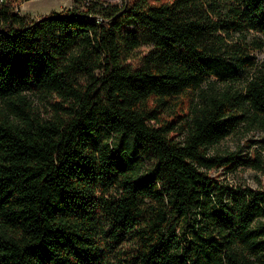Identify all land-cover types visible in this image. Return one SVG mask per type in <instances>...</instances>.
Returning <instances> with one entry per match:
<instances>
[{
	"label": "trees",
	"instance_id": "obj_1",
	"mask_svg": "<svg viewBox=\"0 0 264 264\" xmlns=\"http://www.w3.org/2000/svg\"><path fill=\"white\" fill-rule=\"evenodd\" d=\"M23 1H0V264H264V191L209 154L264 130L242 46L263 47L264 0Z\"/></svg>",
	"mask_w": 264,
	"mask_h": 264
},
{
	"label": "rangeland",
	"instance_id": "obj_2",
	"mask_svg": "<svg viewBox=\"0 0 264 264\" xmlns=\"http://www.w3.org/2000/svg\"><path fill=\"white\" fill-rule=\"evenodd\" d=\"M123 1L124 0H105V2L109 4L119 5H121ZM78 5H75L73 0H26L15 8V12L32 19H38L52 12L59 13L72 10L78 7ZM262 43L263 47L256 50H252L251 46L239 44L243 47H247L248 52H250V54L255 57V61L260 64L264 61V40ZM150 49H152L151 45L143 46L139 49L137 57L145 56ZM136 62L137 60L131 63L136 65ZM248 75V73H241L238 81L232 85L236 88L242 87ZM222 86V84H216V87ZM36 102L42 110H45L43 102L39 100H36ZM231 153L236 156L237 163L232 166L212 170L210 171V176L220 183L234 189L246 187L253 190L264 191V130L250 127L247 124H241L233 134L209 148L210 156L220 155L227 157ZM114 194H116L114 189H111L107 193L100 192V195L104 198ZM106 244L112 246L109 242H106ZM118 250L126 249L123 246H119L115 248L111 254L116 255ZM122 259L126 258L122 257ZM112 261L116 262V259L112 258Z\"/></svg>",
	"mask_w": 264,
	"mask_h": 264
},
{
	"label": "built area",
	"instance_id": "obj_3",
	"mask_svg": "<svg viewBox=\"0 0 264 264\" xmlns=\"http://www.w3.org/2000/svg\"><path fill=\"white\" fill-rule=\"evenodd\" d=\"M1 1V0H0Z\"/></svg>",
	"mask_w": 264,
	"mask_h": 264
}]
</instances>
